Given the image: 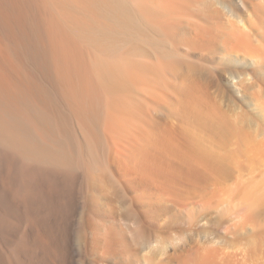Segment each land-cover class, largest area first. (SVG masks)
<instances>
[{"label":"rangeland","instance_id":"1","mask_svg":"<svg viewBox=\"0 0 264 264\" xmlns=\"http://www.w3.org/2000/svg\"><path fill=\"white\" fill-rule=\"evenodd\" d=\"M126 1L37 0L88 264H264V0Z\"/></svg>","mask_w":264,"mask_h":264},{"label":"bare ground","instance_id":"2","mask_svg":"<svg viewBox=\"0 0 264 264\" xmlns=\"http://www.w3.org/2000/svg\"><path fill=\"white\" fill-rule=\"evenodd\" d=\"M124 2L114 0V11L129 23ZM39 18L37 0H0V38L11 44L0 52V264H88L78 169L83 159L60 111ZM110 61L101 71L130 75L127 64Z\"/></svg>","mask_w":264,"mask_h":264}]
</instances>
